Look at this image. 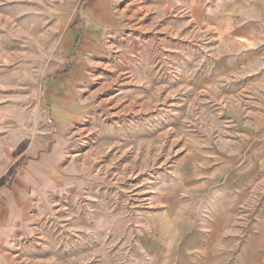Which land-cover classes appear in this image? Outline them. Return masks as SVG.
<instances>
[{
	"label": "rangeland",
	"instance_id": "rangeland-1",
	"mask_svg": "<svg viewBox=\"0 0 264 264\" xmlns=\"http://www.w3.org/2000/svg\"><path fill=\"white\" fill-rule=\"evenodd\" d=\"M191 13L184 0H0V264H154L142 238L167 199L188 236L212 220L216 192L179 191L194 143L241 154L239 172L264 157V51L220 89L199 86L216 48ZM71 32L102 37L84 58L78 109L58 88L83 48L78 38L63 52ZM249 138L258 146L241 150ZM260 194L229 231L246 243L264 230Z\"/></svg>",
	"mask_w": 264,
	"mask_h": 264
},
{
	"label": "crops",
	"instance_id": "crops-1",
	"mask_svg": "<svg viewBox=\"0 0 264 264\" xmlns=\"http://www.w3.org/2000/svg\"><path fill=\"white\" fill-rule=\"evenodd\" d=\"M184 2L192 12L191 22L205 36L213 39V44L209 46L216 48L214 58L204 68L208 73L204 72L201 79L197 78L200 79L199 86L220 89L221 78L228 70L237 72L261 65L258 58L264 51V0H233L230 6L222 9L221 4L209 7L204 0ZM160 15L161 11L153 26L161 21ZM174 28L170 26L166 29L177 32ZM158 30L160 33L161 29ZM78 38H83V48L75 64L58 77V88L64 97L62 103L72 109L81 107L76 86L88 79L83 69L84 58L98 50L102 42V37L96 33L71 32L63 40V52L71 53ZM235 56L236 61L232 63L231 59ZM200 67L203 68L202 65ZM188 74L194 76L193 71ZM189 77L192 84L194 80ZM64 110L57 113L62 124L73 116L68 113L70 110ZM257 146L255 139H244L241 150ZM192 149V154L186 159L188 167L183 166L179 172L182 190L179 191L192 194L216 192L212 220L188 236L191 224L185 218L179 222L176 216L181 204L176 198L167 199L162 211L147 219L152 236L142 238L144 249L153 256L154 264H264V230L259 238L247 243L242 240L240 231L229 232L239 207L248 201L251 192H258L260 188V195H264V157L254 158L244 171L239 172L236 168L241 154L233 155L225 150H221L220 154L201 151L200 143H194ZM259 177L263 183L258 187ZM232 192L233 195H228ZM262 226L264 228V224ZM228 232L232 236H227Z\"/></svg>",
	"mask_w": 264,
	"mask_h": 264
}]
</instances>
